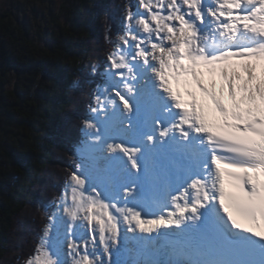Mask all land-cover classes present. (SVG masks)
Listing matches in <instances>:
<instances>
[{"label": "snow or ice", "instance_id": "1", "mask_svg": "<svg viewBox=\"0 0 264 264\" xmlns=\"http://www.w3.org/2000/svg\"><path fill=\"white\" fill-rule=\"evenodd\" d=\"M106 39L85 139L24 264H264V0H136ZM122 242L141 258L115 260Z\"/></svg>", "mask_w": 264, "mask_h": 264}, {"label": "trees", "instance_id": "2", "mask_svg": "<svg viewBox=\"0 0 264 264\" xmlns=\"http://www.w3.org/2000/svg\"><path fill=\"white\" fill-rule=\"evenodd\" d=\"M134 2L64 0L48 47L0 14V264H24L55 211L91 115V66L103 65L106 36L118 39Z\"/></svg>", "mask_w": 264, "mask_h": 264}, {"label": "rangeland", "instance_id": "3", "mask_svg": "<svg viewBox=\"0 0 264 264\" xmlns=\"http://www.w3.org/2000/svg\"><path fill=\"white\" fill-rule=\"evenodd\" d=\"M63 2L64 0H0V14L10 12L13 23L26 24L33 40L44 47H48L50 43L47 38L50 32L56 29V21L64 22V19L60 17V7ZM120 23H123V19H120ZM106 40L108 43V39ZM205 84L218 91L216 81H207ZM218 86L222 87V82ZM222 89L224 91V88ZM219 96L221 97V94ZM224 102L229 103L228 100H224ZM118 253L119 257L114 255L113 258L118 261H126L124 252L119 250Z\"/></svg>", "mask_w": 264, "mask_h": 264}, {"label": "bare ground", "instance_id": "4", "mask_svg": "<svg viewBox=\"0 0 264 264\" xmlns=\"http://www.w3.org/2000/svg\"><path fill=\"white\" fill-rule=\"evenodd\" d=\"M207 78V79H206ZM216 81L218 84L216 86V89L218 91H215L217 96L222 100V102L229 108H231V100L229 99V97L227 96V91H226V88H224V91L222 89L221 86H218L221 81L220 79L217 77V78H211V77H208V76H205L204 77V82H207V81ZM207 85V84H206ZM209 86V85H207ZM184 88H180L178 91H182ZM222 89V90H220ZM198 94V97H200L201 99H203V102L205 104V108H206V112L208 113V116H209V119L211 121H214L216 123H219L220 122V117H219V114L215 112V109H214V106L211 104V101L210 100H207V99H204L201 94L197 93ZM219 94H221V97L219 96ZM224 100H228L229 103H226L224 102ZM127 248H133L135 249L136 248V245L132 244L131 242H128L127 244L123 243L121 244V247H120V252H124V255H125V259H128L126 261H131L130 258L133 257L134 253H132L131 255L129 254L130 258L127 256L128 254V251H127ZM116 257H119V253L118 251L115 252ZM116 260V259H115Z\"/></svg>", "mask_w": 264, "mask_h": 264}]
</instances>
